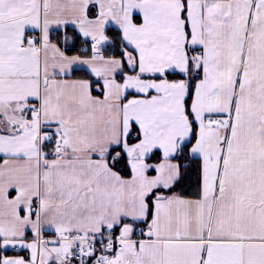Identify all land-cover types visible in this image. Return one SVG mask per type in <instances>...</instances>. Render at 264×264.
Listing matches in <instances>:
<instances>
[{"label":"crops","instance_id":"crops-1","mask_svg":"<svg viewBox=\"0 0 264 264\" xmlns=\"http://www.w3.org/2000/svg\"><path fill=\"white\" fill-rule=\"evenodd\" d=\"M185 146L197 199L168 193ZM108 228L109 264H264V0H0V264H69L36 236Z\"/></svg>","mask_w":264,"mask_h":264},{"label":"built area","instance_id":"built-area-1","mask_svg":"<svg viewBox=\"0 0 264 264\" xmlns=\"http://www.w3.org/2000/svg\"><path fill=\"white\" fill-rule=\"evenodd\" d=\"M84 47L81 46L79 50ZM31 108H26L25 112H31ZM211 125H217L218 119H210L208 121ZM46 142L49 145L52 154H59L65 146V139L63 132L58 128H45ZM138 230V229H137ZM144 232H136L135 238L137 240L143 239ZM122 238L114 228H108L100 233L81 234L76 232H69L60 235L52 236H36L37 243H48L51 245L63 247L66 249L65 259L73 264H107L115 252L120 247ZM13 246L6 247V252L13 251Z\"/></svg>","mask_w":264,"mask_h":264},{"label":"trees","instance_id":"trees-1","mask_svg":"<svg viewBox=\"0 0 264 264\" xmlns=\"http://www.w3.org/2000/svg\"><path fill=\"white\" fill-rule=\"evenodd\" d=\"M105 36L108 39V44L104 46V48L101 50L100 55L102 56H120L121 59L124 60V55L126 54H133V52L128 49L124 43L122 42L120 33L118 30L114 28H109L105 32ZM63 38V41L61 42V39ZM70 38V43L68 42ZM76 39L64 34L59 42H61V46L65 50L67 54H76L80 53L87 54V55H93V52L91 53V50H89L88 46L89 43L85 42L84 48L82 50H79L78 44L76 45ZM79 41V40H78ZM82 42L80 43V45ZM124 70L129 73H134L135 70H130L127 68L126 65H124ZM167 77V76H166ZM170 77V76H168ZM155 79H159L158 77H155ZM189 94L187 101L189 100L191 96V87L189 88ZM194 138V137H193ZM193 140V139H192ZM49 145L47 144V148ZM189 146H185L178 156L176 157V160L179 163L180 167V175L179 179L175 184L170 188L168 193L170 194H176L178 196L184 197V198H190V199H197L200 196V161L197 158H191L188 153ZM116 152L112 151L111 155L108 157L107 161L109 166L119 173L121 176L126 175V159L123 155L119 154V156H115ZM153 159V158H152ZM11 252V251H10Z\"/></svg>","mask_w":264,"mask_h":264},{"label":"rangeland","instance_id":"rangeland-1","mask_svg":"<svg viewBox=\"0 0 264 264\" xmlns=\"http://www.w3.org/2000/svg\"><path fill=\"white\" fill-rule=\"evenodd\" d=\"M37 125H38V132H39V137H41V136H44L45 137V139H46V132H44V126L41 124V122L38 124L37 123ZM59 129V128H58ZM64 149H65V146L63 147V149L60 151L61 153L64 151ZM139 230V232H141V233H143L144 232V235H143V239L147 236L146 235V230L144 229V228H142V229H138ZM138 230H134V233H133V236H132V238H131V241H133V242H139L140 240H137V239H134L135 238V233L136 232H138ZM101 231H103V230H101ZM101 231H96V232H76V233H81V234H90V233H100ZM66 233H69V232H65V234ZM62 234H64V233H62ZM58 235H60V234H58ZM122 238V237H121ZM122 242H121V244H120V247L118 248V249H120V248H122L126 243V240L125 239H123L122 238ZM43 243V242H42ZM60 248H62L63 250H64V252H66V249H64L63 247H60ZM109 260V259H108ZM69 264H72V263H69ZM107 264H109V263H107Z\"/></svg>","mask_w":264,"mask_h":264},{"label":"water","instance_id":"water-1","mask_svg":"<svg viewBox=\"0 0 264 264\" xmlns=\"http://www.w3.org/2000/svg\"><path fill=\"white\" fill-rule=\"evenodd\" d=\"M19 263H21V264H27L26 262H23V261H20Z\"/></svg>","mask_w":264,"mask_h":264}]
</instances>
